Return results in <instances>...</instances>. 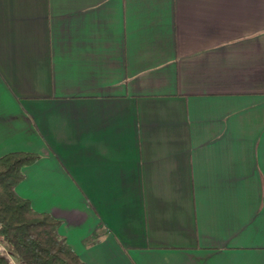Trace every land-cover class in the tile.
I'll return each mask as SVG.
<instances>
[{
    "label": "crops",
    "instance_id": "crops-1",
    "mask_svg": "<svg viewBox=\"0 0 264 264\" xmlns=\"http://www.w3.org/2000/svg\"><path fill=\"white\" fill-rule=\"evenodd\" d=\"M17 152L84 264H264V0H0Z\"/></svg>",
    "mask_w": 264,
    "mask_h": 264
},
{
    "label": "trees",
    "instance_id": "trees-1",
    "mask_svg": "<svg viewBox=\"0 0 264 264\" xmlns=\"http://www.w3.org/2000/svg\"><path fill=\"white\" fill-rule=\"evenodd\" d=\"M36 159L21 152L0 157V245L15 264H84L58 235V223L15 193L21 169Z\"/></svg>",
    "mask_w": 264,
    "mask_h": 264
}]
</instances>
